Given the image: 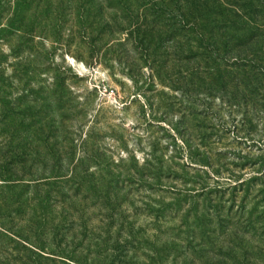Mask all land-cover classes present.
<instances>
[{"label": "rangeland", "instance_id": "374dc122", "mask_svg": "<svg viewBox=\"0 0 264 264\" xmlns=\"http://www.w3.org/2000/svg\"><path fill=\"white\" fill-rule=\"evenodd\" d=\"M125 1L31 0L20 31L2 37L0 172L25 185L13 195L0 188V226L41 250L42 259L26 253L35 264H264V81L257 97L208 83L191 96L154 10ZM15 2L0 0V27ZM7 102L26 120V167L7 168ZM84 141L97 162L79 169L88 171L83 188L102 183L111 207L92 196L81 203L87 236L78 215L64 228L54 219L69 210L61 197L48 226L32 221L30 183L56 172L45 146L59 145L66 176L63 148L76 147L75 165ZM253 177L255 186L239 187ZM0 240V259L22 250Z\"/></svg>", "mask_w": 264, "mask_h": 264}, {"label": "trees", "instance_id": "16d2710c", "mask_svg": "<svg viewBox=\"0 0 264 264\" xmlns=\"http://www.w3.org/2000/svg\"><path fill=\"white\" fill-rule=\"evenodd\" d=\"M30 3L31 0L25 2L16 0L14 15L8 26L0 27V41H4L5 38L2 37H6L8 34L14 35L13 33L20 31L25 18L24 10L29 7ZM125 3V0H120L119 5H125ZM86 5L87 3H84L83 6L86 7ZM141 6L145 12L154 10L153 16L155 15V19L159 20L156 24L159 26L158 29H165L163 35H168V41H171V45L177 53L173 65L178 68L179 74H185V79H188L185 90L186 92L190 90L191 96L199 97L200 91H208V89L216 87L221 89L234 88L239 93L241 91L245 97H257L259 95L258 86L264 81V0H141ZM124 7L128 8V6ZM152 24L155 25L154 22ZM3 63L0 60V67ZM186 66L187 68H185ZM183 68L184 71H182ZM173 72H176L175 69ZM1 79L0 83L5 82ZM206 83L209 85L208 89H205ZM3 87L7 88V85L4 83ZM22 100V98L17 100L20 103L19 109L23 105ZM2 105V123H5L3 127L13 130L6 146L8 152L5 156L10 160L7 162V168L26 167L29 157L27 153L29 143L25 141L26 136L23 128L26 120L24 114L16 112L15 109L17 108H13L10 102ZM3 134L9 135L5 129ZM16 142L19 143L15 145ZM72 145L71 142L67 151L63 148L69 157L68 161H70V163L68 162L70 170L67 172L71 173L66 176L60 175L64 167L60 158L59 145L45 146L46 152L57 162L56 166L53 167L56 172L50 177L31 181L30 185H34V192L27 197L25 204L29 206V211L32 213V221L37 219L46 227L49 224L48 217L54 215V206L56 207L59 203L58 197H61L63 199L61 204L65 207L68 202L69 210L64 208L63 214L60 217H54V219L59 220V225L64 228L67 226L68 220H74V217L78 215L77 220L82 221L81 227L87 236L92 234L93 229L89 230L90 219L86 220L85 218L88 207L81 203L92 196L104 209L105 204L103 202H106L109 208L112 202H110L111 196L104 190L102 183L98 184V187L93 186L84 190L83 180L88 177V171L82 174L79 169L89 162H97V157L93 150H89L87 141H84L82 150L80 146L81 158L74 165L76 147L74 148ZM37 165H39L38 161L34 159L32 167ZM0 175L3 179L0 181L4 185V187H0L2 191L8 190L13 195L18 188L25 185L22 180L17 179L18 176L14 172L2 171ZM259 180L253 177L250 182L243 181L240 183L239 187L255 186ZM261 185L264 187V182ZM72 190L75 193L71 197L64 193ZM260 192H264V189ZM79 203L80 205H78ZM8 206H13V201ZM27 221L30 226L31 218ZM2 236L9 239L11 244L17 242L23 252L12 248V253L9 254L11 260L2 258L0 264H35V261L27 254L43 258L38 247L21 241L18 236L0 226V239ZM4 243L0 240L1 246H4ZM11 244L6 245L11 248Z\"/></svg>", "mask_w": 264, "mask_h": 264}]
</instances>
